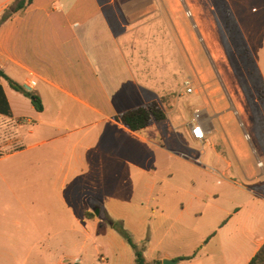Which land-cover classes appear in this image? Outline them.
Masks as SVG:
<instances>
[{"label": "crops", "instance_id": "1", "mask_svg": "<svg viewBox=\"0 0 264 264\" xmlns=\"http://www.w3.org/2000/svg\"><path fill=\"white\" fill-rule=\"evenodd\" d=\"M13 1L0 0V18ZM143 15L116 0H32L0 22V71L41 104L35 110L0 77V259L36 251L48 261L47 245L61 239L71 252L50 264H134L107 218L148 263L247 264L264 245V181L254 169L237 171L243 184L222 172L214 188V157L223 159L214 139L233 158L247 156L230 109L208 75L202 89L192 78L189 93L183 80L172 100L160 97L155 84H169V72L155 80V67H169L170 49L140 33L133 21ZM247 46L264 87V45ZM150 102L162 121L131 131L116 119Z\"/></svg>", "mask_w": 264, "mask_h": 264}, {"label": "rangeland", "instance_id": "2", "mask_svg": "<svg viewBox=\"0 0 264 264\" xmlns=\"http://www.w3.org/2000/svg\"><path fill=\"white\" fill-rule=\"evenodd\" d=\"M123 4V11L149 13L134 20L140 26V33L154 36L156 49L164 44L169 45L170 64L162 69L156 65L155 80L169 72V84L156 85L160 97L172 100L182 81L183 89L191 88L192 78L199 81L198 88L202 89L205 75L209 76L217 96L224 100L230 109L228 124L233 134L240 136V143L247 149V156L237 160L218 146L214 139L216 150L223 157L220 162L214 157V188L222 172L234 182L238 179V170L242 165L254 169L259 181H264V87L259 83L256 68L246 56L245 48L253 45H264V0H246L239 4L230 0L229 5L233 14H229L228 5L223 0H116ZM185 39V40H184ZM214 39V41L212 40ZM247 39V42H246ZM210 40L218 48L211 56ZM150 43V38H149ZM190 44L194 45L198 62H191ZM188 52L185 53V47ZM186 56L183 57V54ZM180 55V58H179ZM156 56V61H157ZM157 63V62H156ZM181 65V66H180ZM159 86V87H158ZM160 88V89H159ZM183 90V91H184ZM185 93H187L185 91ZM163 95V96H162ZM187 97L186 94H184ZM234 112H233V111ZM229 126V127H230ZM231 129V128H230ZM231 166L226 169V162ZM237 173V174H236ZM217 177V178H216ZM261 185V184H260ZM259 184L250 185L258 188ZM236 191V190H235ZM50 248L48 261L36 260V251L30 252L27 258L23 255L11 259H0V264H50L59 254H69L70 245L59 242L47 245ZM18 247V246H17ZM89 248V245H87ZM89 252V251H88ZM93 255L92 257H94ZM22 257V258H21ZM93 264H99L98 257Z\"/></svg>", "mask_w": 264, "mask_h": 264}, {"label": "trees", "instance_id": "3", "mask_svg": "<svg viewBox=\"0 0 264 264\" xmlns=\"http://www.w3.org/2000/svg\"><path fill=\"white\" fill-rule=\"evenodd\" d=\"M32 0H14L11 7L4 11L0 18V22L6 20L13 14L20 13ZM0 77H2L11 89L17 91L28 97L35 110H41V104L39 98L33 93L26 91L20 85L11 81L0 71ZM165 118L164 111L157 102H150L146 105L138 106L136 108L124 111L120 113L116 119L119 120L127 129L131 131L140 130L150 124L162 121ZM108 224L120 234V236L126 241V243L132 248L134 254V264H159L158 261L148 263L142 256V246L132 242L129 234L123 229L121 222L106 219ZM71 264V263H66ZM74 264V263H73ZM247 264H264V245H261L255 252L254 256Z\"/></svg>", "mask_w": 264, "mask_h": 264}, {"label": "built area", "instance_id": "4", "mask_svg": "<svg viewBox=\"0 0 264 264\" xmlns=\"http://www.w3.org/2000/svg\"><path fill=\"white\" fill-rule=\"evenodd\" d=\"M185 85H187V82H185ZM185 91L187 93H189L191 91V89L189 87H186ZM190 132H191L193 139H195V140H202L203 139V132H202V129L200 126L191 125L190 126Z\"/></svg>", "mask_w": 264, "mask_h": 264}, {"label": "water", "instance_id": "5", "mask_svg": "<svg viewBox=\"0 0 264 264\" xmlns=\"http://www.w3.org/2000/svg\"><path fill=\"white\" fill-rule=\"evenodd\" d=\"M173 263H174V261H166V260L162 261V264H173Z\"/></svg>", "mask_w": 264, "mask_h": 264}]
</instances>
